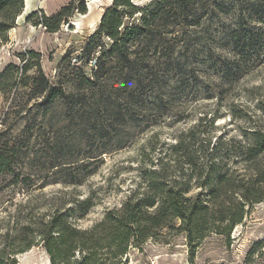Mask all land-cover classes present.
I'll return each mask as SVG.
<instances>
[{
  "label": "rangeland",
  "instance_id": "374dc122",
  "mask_svg": "<svg viewBox=\"0 0 264 264\" xmlns=\"http://www.w3.org/2000/svg\"><path fill=\"white\" fill-rule=\"evenodd\" d=\"M132 1L143 6L150 0ZM71 3L74 15L59 31L36 25L43 14L55 15ZM81 3L85 12L77 8ZM112 3L24 0L25 9L16 17L8 41L0 45V74L10 64L18 66L6 80L10 84L15 78L16 86L0 91V146L15 147L21 157L13 165L15 172L0 174V248H19L22 242L15 236L19 228L40 222L56 208L66 209L75 199L93 198L90 212L73 220L80 228L91 227L109 209L120 207L132 191L143 189L141 172L157 168L160 157L169 151L167 146L195 126L198 137L206 142L222 135L243 142L251 128L264 130V39L257 50L249 45L248 51L241 52L233 46V38L244 31H264V23L246 11L247 5L237 3L229 14L206 18L197 27H177L171 34L177 37L174 46L168 44L171 48L152 60L157 67L145 72L144 80L136 78L133 86L124 89L117 68H112L100 85L88 87L81 84L80 76L91 77L95 67L84 48ZM31 14L32 20L27 21ZM125 21L133 19L125 17ZM184 31L186 39L178 38ZM32 51L39 57L32 56ZM169 55L181 66L172 68ZM38 61L50 83L71 93L73 102L64 99L50 107L41 105L42 96L35 95L30 85L38 73ZM25 63L32 67L24 74ZM139 80L144 84L137 85ZM90 110L94 111L89 116ZM120 111L129 120L125 127L116 119ZM94 122L99 127L105 124L114 138H101V132L90 126ZM59 163L89 164L93 172L85 173L78 185L68 184L58 179L63 175L53 165ZM199 190L193 188L192 193ZM162 232L160 239L132 247L125 258L129 264H249L253 247L264 242V201L251 207L230 239L208 232L193 256L183 232L169 228ZM13 257L16 264H52L40 243ZM253 260L251 264H263L264 248Z\"/></svg>",
  "mask_w": 264,
  "mask_h": 264
},
{
  "label": "trees",
  "instance_id": "16d2710c",
  "mask_svg": "<svg viewBox=\"0 0 264 264\" xmlns=\"http://www.w3.org/2000/svg\"><path fill=\"white\" fill-rule=\"evenodd\" d=\"M237 3L247 5L246 11L259 16L264 23V0H150L143 6L132 0H113L84 48V55L94 61L95 69L91 77L80 76L81 84L96 87L106 80L110 69L117 68L118 82L123 88L133 86L136 78L144 80V73L157 67L152 64L153 59H159L163 51L174 46L177 37L171 34H175L177 27H197L206 18L229 14ZM72 6V3L64 6L52 16L43 14L35 23L49 32H57L62 23L74 15ZM77 8L86 11L84 3ZM23 9L24 0H0V45L8 41V33L15 27L16 17ZM32 14L27 21L32 20ZM125 17L133 22L126 23ZM186 33L184 31L178 38L185 40ZM105 39L110 43L105 44ZM263 39L264 31L250 29L236 35L233 46L241 52L248 51L249 45L257 50ZM30 54L39 57L33 51ZM169 56L172 68L181 66ZM36 65L38 73L31 78L30 85L35 95L42 96L41 105L50 107L64 99L73 102L71 93L50 83L39 61ZM31 67V63H25L24 74ZM14 69L18 66L10 64L0 74V91L16 86L15 78L10 84L6 83ZM136 83L144 84L141 80ZM24 84L28 85L26 81ZM93 111H87L89 116ZM125 117L121 111L117 113L116 119H120L122 127L129 121ZM90 126L97 133L101 132V138H114L105 124L99 127V123L94 122ZM196 128L198 126L168 145L169 151L166 150L165 157H160L159 166L141 172L143 189L132 191L120 207L109 209L102 220L89 228L78 227L73 220L84 218L94 203L92 197L75 199L66 209L56 208L48 217L42 216L40 222L19 228L15 236L21 240V246L2 245L0 264H16L13 256L27 251L35 243H40L48 252L52 264H129L125 258L132 247L142 248L148 239H160L167 228L186 235L192 256L208 232L230 239L251 207L264 201V130L259 126L251 128L244 134L243 142L223 135L215 142H206L205 137H198ZM198 138H201L199 145ZM119 143L125 144L122 136ZM18 158L21 159L15 147L1 145L0 174L15 172L13 165ZM88 165L59 163L53 167L59 176L63 175L58 179L78 185L85 173L93 172L88 170ZM14 182L19 181L15 179ZM193 188L200 190L192 193ZM253 248L248 256L249 264L254 261L253 256L263 254L264 242Z\"/></svg>",
  "mask_w": 264,
  "mask_h": 264
},
{
  "label": "bare ground",
  "instance_id": "6f19581e",
  "mask_svg": "<svg viewBox=\"0 0 264 264\" xmlns=\"http://www.w3.org/2000/svg\"><path fill=\"white\" fill-rule=\"evenodd\" d=\"M27 9H28V7H27Z\"/></svg>",
  "mask_w": 264,
  "mask_h": 264
}]
</instances>
